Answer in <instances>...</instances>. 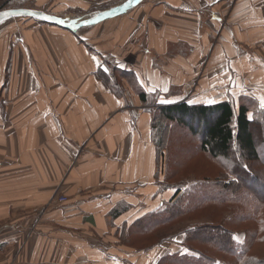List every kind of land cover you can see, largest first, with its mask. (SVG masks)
<instances>
[{
    "label": "crops",
    "instance_id": "crops-1",
    "mask_svg": "<svg viewBox=\"0 0 264 264\" xmlns=\"http://www.w3.org/2000/svg\"><path fill=\"white\" fill-rule=\"evenodd\" d=\"M56 1L52 15L74 19L125 0ZM52 3L38 0L40 11ZM142 93L157 105L261 106L264 0H143L78 35L1 25L0 264H158L166 243L138 251L122 238L174 195L155 175Z\"/></svg>",
    "mask_w": 264,
    "mask_h": 264
},
{
    "label": "trees",
    "instance_id": "trees-1",
    "mask_svg": "<svg viewBox=\"0 0 264 264\" xmlns=\"http://www.w3.org/2000/svg\"><path fill=\"white\" fill-rule=\"evenodd\" d=\"M34 1L0 0V11L13 8L29 9L27 4H33ZM54 3L53 1L52 5ZM104 8L103 5H98L89 8L87 12ZM44 12L54 14L50 9H45ZM88 28L90 27L82 28L75 34L78 35ZM103 58L104 66L109 67L113 64L109 58L101 59ZM98 75L108 84L109 89L114 92L118 90L119 84L114 74H107L99 69ZM121 76L118 75L119 78ZM148 96L145 93L141 94L145 102ZM149 97L146 106L152 114L153 121L157 164L155 175L158 180L162 178L160 189H172L174 195L162 209H155V212L144 215L125 231L122 238L126 244L138 251L149 250L165 242V239H162L163 233L167 231L165 237L170 239L167 235L171 228L182 221H187L186 219L196 218L207 222L190 226L183 231L182 249L187 250V253L180 251L166 254L158 264H264V197L260 200L253 197L238 201L239 196L236 194L241 186L236 181L240 180L242 174L244 177H247L246 175L249 177L248 180L243 179L248 187L259 192L264 187L263 183H261L262 188L256 187L255 177L248 173L246 164L252 163L254 166L264 167L262 163L264 162V108L248 97L239 98L237 105L230 101L211 105L186 103L157 105L155 97ZM175 126L191 132L199 143L198 151L201 153L214 161L231 163L232 169L222 167V170H226V173L223 171L222 177L227 180L226 176H236V181L214 183L188 177L187 181L193 183L185 186L186 179L179 175L180 170L172 169L171 157L168 156L169 151L171 153L168 135ZM178 176L185 180H177L173 185L167 183L176 180L174 178ZM260 195L264 196V194ZM217 230L221 231L220 235ZM205 240L208 242H204ZM204 244L214 246L217 249L216 253L206 254L195 249L196 245L205 246Z\"/></svg>",
    "mask_w": 264,
    "mask_h": 264
},
{
    "label": "rangeland",
    "instance_id": "rangeland-1",
    "mask_svg": "<svg viewBox=\"0 0 264 264\" xmlns=\"http://www.w3.org/2000/svg\"><path fill=\"white\" fill-rule=\"evenodd\" d=\"M53 1L55 2L56 0H53ZM60 1H62V0H57L56 3L60 2ZM27 5L29 6V9L35 8L34 10H39V11L42 7L41 5L38 4V0H35L33 2V4H27ZM32 6H33V8H32ZM51 6H53V5H49L47 8L50 9ZM13 9H16V8H13ZM50 10H52V12H55V11H53V8H51ZM42 12H44V11H42ZM55 13H57V12H55ZM90 13H93V12H90ZM90 13L87 12V13H84L83 15H80L77 17L81 18V17H84ZM13 20H17V19H13ZM31 20H33V19H31ZM10 21H12V20H10ZM34 21H36V20H34ZM36 22H38V21H36ZM102 60H105V59L104 58L101 59L102 64L100 63L101 66H104ZM155 100L157 102L156 95H155ZM168 136H169L168 137V144H169V147L171 148V153L169 151L168 156L171 157V162H170L171 167H172V169L177 168L178 170H180L181 173L179 175L186 179L185 186H190L193 183V182L187 181L188 177L192 178V179L196 178L199 180H205V181L207 180V182L212 181L214 183H217V182L228 183L229 181H236V176H232V175L226 176L227 180H224V176L222 177L223 171H224V173H226V170H224V169L222 170V167H228L229 169H232L233 168L232 164L229 162L214 161L209 156L198 151L199 150L198 149L199 143L196 141V138L193 137V135L191 134V132L189 130H187L183 127H176L175 126L171 129ZM262 156L263 155L261 153V158H262ZM262 163L264 164V162H262ZM246 164L248 165V167H247L248 173H250L251 176L255 177L256 187L258 189L262 188L261 183H263V185H264V167L263 166H254V164H252V163H246ZM246 176L247 177H244V175L242 174L240 180L236 181V182H239L241 185V186H239V188L236 192V194L239 196L238 201H239V199H240V201H244L246 198L251 199L253 197L257 198L258 200H260L261 198L263 199L264 196L260 195V194H264V187L262 190H260V192L257 190L259 193L254 188L248 187L246 185L247 183L244 181V180L249 179L248 175H246ZM251 176H250V178H251ZM181 177H179V176L175 177L174 179H176V180L169 181L167 183L173 185V183L175 184L177 182V180H180V181L185 180ZM204 177H206V178H204ZM238 177H240V176H238ZM239 204L240 203L238 202L237 205H239ZM263 207H264V205H263ZM244 210H245V207H244ZM200 212H201V208L199 209V213ZM186 220L187 221H182V223L175 225V227L171 228L168 231L167 236H169L170 239L165 237L167 231L162 234V239H165L164 240L165 242H163V243H166L168 245L167 246L168 250H166V248H165L166 252L163 256H165L166 254H174V252L179 253L180 251H182V253L186 254L187 250L183 251V249H182V246H183L182 241L184 239V236L182 234L183 231L188 229L190 226L204 224L207 222V220H202V219L198 220L196 218H193L192 220H188V219H186ZM155 232H157V230ZM216 232L219 235L221 233L220 230H217ZM204 242H208V241L205 240ZM160 245H158V246H160ZM204 245L205 246L196 245L195 249H197L201 252H204L206 254H207V252L216 253L215 251L217 249L214 246L209 245V244H204ZM208 247H211V249Z\"/></svg>",
    "mask_w": 264,
    "mask_h": 264
},
{
    "label": "water",
    "instance_id": "water-1",
    "mask_svg": "<svg viewBox=\"0 0 264 264\" xmlns=\"http://www.w3.org/2000/svg\"><path fill=\"white\" fill-rule=\"evenodd\" d=\"M142 1L143 0H125L122 4L114 8L98 10L84 17L74 19L60 17L34 9H7L0 11V25L13 19L30 18L47 25L70 31L74 34L82 28L91 27L100 22L123 15Z\"/></svg>",
    "mask_w": 264,
    "mask_h": 264
},
{
    "label": "built area",
    "instance_id": "built-area-1",
    "mask_svg": "<svg viewBox=\"0 0 264 264\" xmlns=\"http://www.w3.org/2000/svg\"><path fill=\"white\" fill-rule=\"evenodd\" d=\"M67 201L65 197L55 195L51 200V203L63 204Z\"/></svg>",
    "mask_w": 264,
    "mask_h": 264
},
{
    "label": "snow or ice",
    "instance_id": "snow-or-ice-1",
    "mask_svg": "<svg viewBox=\"0 0 264 264\" xmlns=\"http://www.w3.org/2000/svg\"><path fill=\"white\" fill-rule=\"evenodd\" d=\"M104 71L107 72L108 69L105 68ZM261 107L264 108V98L261 99Z\"/></svg>",
    "mask_w": 264,
    "mask_h": 264
}]
</instances>
